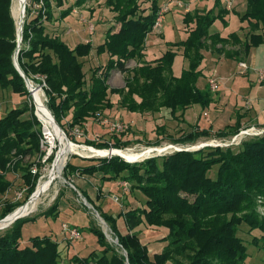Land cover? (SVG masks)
Segmentation results:
<instances>
[{"label":"trees","instance_id":"1","mask_svg":"<svg viewBox=\"0 0 264 264\" xmlns=\"http://www.w3.org/2000/svg\"><path fill=\"white\" fill-rule=\"evenodd\" d=\"M31 0L26 6L23 39L18 60L25 74L35 84L43 85L47 106L57 122L68 133L81 129L90 117L114 107L111 94L121 97L120 103L132 113H158L169 109L172 116L184 114L199 104L203 109L214 101L209 87L200 89L198 80L203 74L205 50L218 56L244 61L253 47L264 43V0H247L244 12H238L241 22H248L245 39L238 32L222 36L212 32L220 19L228 25L227 16L234 10L223 0L212 1L210 9L186 10L183 23L189 27L185 39L169 42L168 49L153 61L146 60V39L153 32L161 9L159 0H106L115 13L119 28L110 26L97 49L91 41H80L72 47L55 31L56 23L69 17L74 8L88 0ZM142 3H150L143 8ZM224 4V5H223ZM13 0H0V89L28 96L22 107H15L0 118V219L24 205L36 190L39 170L45 151L42 150L43 124L35 114L31 94L24 77L15 65L19 46L18 22L12 10ZM38 6V7H36ZM60 9L59 16L56 10ZM96 49L97 55L107 53L104 68L92 71L91 82L85 71V59ZM178 55L188 61V68L177 76L174 63ZM136 61L130 68L128 63ZM113 70L124 75V87H111L107 79ZM42 77L43 79H41ZM28 118H23L26 113ZM239 113V112H238ZM69 115L71 117L65 120ZM245 115L239 113L233 124L214 131L213 127L191 125L175 144H196L214 136L226 138L238 134ZM161 129L165 131V127ZM124 131L113 134V141L86 144L97 148L125 149L132 140L124 139ZM158 139L151 143H162ZM56 148L47 159L54 160ZM88 162L64 168V176H96L105 182H128L130 190L145 197L140 206L122 209L114 214L103 208L102 187L93 198L79 189L101 214L118 238V245L108 242L101 226L92 222L84 230L93 233L102 247L88 256L74 255V264H244L249 258L248 243L239 235L243 225L252 234V244L264 251V133L244 140L238 146H205L197 150H179L163 156H153L141 162H129L115 155L110 158H85ZM21 174L25 191L21 200L6 198L13 186L8 176ZM59 194L43 215L59 216ZM123 218L126 231L119 227ZM35 218H18L0 231V264H61L60 243L51 236H34L22 243L23 225ZM141 225L165 227L164 245L151 253L140 238ZM78 228V225H73ZM81 233L84 230L78 228ZM123 251V252H122ZM127 253V254H126Z\"/></svg>","mask_w":264,"mask_h":264},{"label":"rangeland","instance_id":"2","mask_svg":"<svg viewBox=\"0 0 264 264\" xmlns=\"http://www.w3.org/2000/svg\"><path fill=\"white\" fill-rule=\"evenodd\" d=\"M74 1L75 0H69L67 2V6L72 5ZM246 1L247 0H234L233 6L229 8V10L237 9L236 11L238 12H244L246 8ZM165 3L169 4L170 10L164 16L162 22L163 31H153L147 36L146 39V48H148L149 50V55H146V60L149 61L157 59H153L154 57L150 53L154 52V56H160L168 49L169 42H178L186 38V32H188L189 27H186V25L183 24V15L185 14V11L187 9L194 11L195 9H197V6L206 8L213 6L214 4L209 0H159V4L161 6H163V4ZM30 4L31 0H28L27 5ZM189 4H191V7H189ZM141 6L143 8H149L150 3H142ZM59 14L60 9H57L55 15L59 16ZM244 23L248 24L247 21H245ZM110 26L119 28L120 24L115 19V13L111 11V9L106 5V0H88L83 6L74 8L72 14L60 23H56L55 28L53 29H55L56 32L60 33L70 45H75L80 41H91L94 47L97 49V47L103 43L106 32ZM240 27V16L238 15V13L232 11L229 16V22L227 26L223 24L222 20L218 19L212 26L211 31L219 32L222 36H227L230 33L239 31ZM96 49L92 51L90 57L85 59V71L87 72L89 83L91 82L90 78L92 76V71L99 66H101V68H104L109 59L107 53L97 55ZM204 53L205 59L202 66L203 74L198 80V87L200 89H206L212 78H216L219 82V87L217 90L214 91L211 89L214 101L210 105V107L203 109L201 105L195 104L188 108L184 114H182L181 111L178 112L176 115L177 117L172 116L169 109H162L161 112L158 113H132L121 105L120 95L111 94L110 99L114 102L113 108L106 110L100 117H90L85 123V127L79 129V132L69 129L70 131L67 133L64 130L70 141H72V143L80 151L78 153L69 154V158H67L65 166L69 161L74 165L88 162L87 160H83L77 156L85 158L102 157L93 155L92 150L102 151L111 149L97 148L95 146L86 144L88 140H95L97 142L113 141L112 136L117 132H112L110 130L109 124L105 123V119H107L109 122H119L126 125L124 130L125 135L123 136V138L132 140L133 143L130 144L129 147L121 150H131L135 153H143L144 151L146 152L154 148H166L170 145L179 148H192L191 150H197L202 143H210L215 139L224 140V142L230 141L236 134L226 138H219L214 136V138L208 140L202 139L196 144L185 145L172 143L169 138L170 136L178 138L184 132H188L191 129V125L196 124L200 125L201 127L212 126L214 131H217L225 127L227 124L235 123L239 110L237 107L243 106L242 109H240V111H242L244 107L251 106V103L246 104L244 99L246 97V94L249 93V83L246 80L245 73L243 72L241 67H239L238 61L235 59L224 58L219 64H217L218 55L216 53H213L211 50H205ZM128 66L130 68L136 66V61L131 60L128 63ZM187 68L188 61L182 55H178L173 66L175 75L179 76L182 71ZM234 74H237L239 81L236 80L235 82L233 80ZM252 76V79H257L256 76ZM40 78L43 79L42 77ZM42 82L44 85V80H42ZM254 82L256 83V80H254ZM107 83L111 87L122 88L125 84L124 75L118 70H113L107 79ZM261 83L263 84L264 80H261ZM33 84L42 92L43 100L45 101L44 105L46 107L49 100L46 96L43 85L35 83ZM27 100L28 96H21L19 94L13 93L10 89H0L1 115L6 114L12 108L22 107ZM31 103L35 108L36 106L32 96L31 102L29 101V104ZM49 110L48 112L52 114V112H50ZM252 110V106L250 109H247L248 112L251 111V116L255 114L254 110L253 112ZM29 115L30 113L28 112L23 116V118H28ZM70 117L71 115H69L65 120L69 119ZM261 119L263 120H259L260 125L264 124V115ZM242 121H245V123H243L241 130L248 129L253 126L258 129H264V127L257 125L252 120ZM162 126L166 128L165 131L161 129ZM255 136L260 135L243 137L241 139V143L244 140H248ZM158 139L163 140L160 145L155 146L151 144ZM49 143H51L54 148L56 146V153L54 157L55 160V158H57V153L59 154V152L61 151L62 143L59 141L57 136H54L53 141L50 140ZM87 146H91L94 148ZM232 146H236V144ZM48 147H50V144H47V148ZM220 147L225 148L227 146ZM43 148L47 149L46 147ZM175 151L179 150H176L175 148H168L167 150L162 152L154 151L148 156L146 155L142 157L138 161L126 160L129 162H141L146 158H150L153 156H163ZM104 157L110 158L112 156ZM54 160L52 162L46 161L43 164V167L40 169V173L42 174L40 181L47 177L49 172L54 169ZM62 176L63 177L57 178L55 181L50 183L48 190L44 194L39 196L38 203L35 209L28 215L24 216L27 218L33 217L36 221H28L23 225V235L21 242L24 244H28L30 242V239L37 235L51 236L54 240L60 243V247L62 250V257L60 260L61 264H74L73 262H70V258L76 254L81 256H88L93 251H101L102 247L99 245L97 237L93 233L84 230V228L88 227L92 222H96L99 226H101L108 242L112 245L119 246V241L118 243L115 241L117 239V236H115L113 231H111L110 226L107 224L109 226L107 227L106 224H103L97 214L99 212H97L93 204H91L88 199L83 196L82 192L79 189H84L85 191L87 190L88 193L93 198H95L98 193L97 188L101 186L102 195H106L102 199L103 208L105 211L114 214L119 213L122 209L140 206L145 202V197H143L139 192L130 189L126 190L123 185L120 184L121 182L110 181L102 183L99 177L80 175H73L72 181L71 179L64 176V169L62 171ZM8 178L13 181V186L6 198L15 200L16 193L20 192L23 188L26 187L23 183V179L21 178V174H10ZM66 180L73 183L77 190L69 185ZM40 181H38V183ZM59 194L63 195L60 198V211L57 219L43 215V212L48 210L54 204L55 199ZM31 202L32 201H30L29 204ZM91 206H93L94 208ZM17 209H19V207ZM65 224L70 227H74L73 225H78V228L84 230L82 233V238H71L69 231H66L64 228ZM119 227L122 231H126V225L123 218L119 219ZM243 227L244 228L241 229L239 235L242 236L248 243H250L248 244V252L250 256L244 262V264H264V251L258 249L255 245L252 244V234H249L247 232L248 228L246 224L243 225ZM3 230L5 229H0V231ZM138 230L140 232V238L142 242L149 246L151 253L159 251L163 248L164 242L162 238L168 233L167 228L141 225Z\"/></svg>","mask_w":264,"mask_h":264},{"label":"bare ground","instance_id":"3","mask_svg":"<svg viewBox=\"0 0 264 264\" xmlns=\"http://www.w3.org/2000/svg\"><path fill=\"white\" fill-rule=\"evenodd\" d=\"M27 1L28 0H13L12 10L18 22V27L20 26V22L22 20V5L23 3L27 4ZM34 96L38 104L39 115L42 117L44 124H45L46 133L50 136V139L52 141H53L54 136H57L59 141L62 143V148L56 158L54 169L49 172L47 177H45L43 180L40 181L37 187V191L35 195L32 197V200H31L32 202L30 204L29 203L26 204L22 208L17 209L13 213H11L6 220L0 222V229L4 228L6 225L14 221V219H16L17 217L19 216L24 217L28 215L30 212H32L38 203L39 196H41L48 190L50 183L55 181L57 178L63 177L62 171L64 169L67 158H69L68 155L72 153L80 152L79 149H77L76 146L72 142H69L68 139L65 137V135L60 131L58 125L53 119L52 114H50L48 110L46 109L44 105V101H43L42 92L36 88L34 89ZM165 149L166 148H154L146 152L144 151L143 153H135L131 150H115V149L114 150H102V151L92 150V152H93V155L95 156L104 157V156L121 155L123 158L127 160L138 161L142 157L146 155L148 156L150 153L154 151L162 152Z\"/></svg>","mask_w":264,"mask_h":264},{"label":"built area","instance_id":"4","mask_svg":"<svg viewBox=\"0 0 264 264\" xmlns=\"http://www.w3.org/2000/svg\"><path fill=\"white\" fill-rule=\"evenodd\" d=\"M209 1H215V0H209ZM223 3L228 8H231L233 6L234 0H223ZM169 10H170L169 4H165V5H163L161 7V9H160V11L158 13L157 20H156V22L154 24L153 31H158V32H162L163 31L162 22H163V19H164L165 14ZM187 10H189V9H187ZM241 66L244 67V68H246V69L248 68L247 65H246V63H241ZM259 74H260L261 80H264V70H260L259 71ZM209 85H210V88L215 91L219 87V82L217 81L216 78H212L210 80V82H209ZM44 104H45V101H44ZM35 106H36L35 107L36 108V116L39 118V120L42 122V124H44V121H43L42 117L39 115L38 104L35 103ZM46 107H47V105H46ZM47 109H49V108L47 107ZM1 116L2 115L0 113V118H1ZM105 123H108L109 124V128H110V130L112 132H122V131L125 130V127H126V125H124L123 123H119V122H109L107 119H105ZM75 130L79 132V129H75ZM263 133H264V129H258L255 126H253L251 128L241 130L238 134H236L235 136H233L230 141H225L224 142V140H217V139H215V140H212V142H210L212 144H210L208 142L207 143H202L201 146H199V148L205 147V146H210V145H213V146H227V147L228 146H232L234 144L239 145L241 143V139L243 137L254 136V135H261ZM50 140H51L50 139V136L46 133L45 124H44V126H43V138L41 140V146H42V150H44L46 154H45V156L42 159L43 162H46L47 161V159L53 154V151L56 148V146L54 148V146L51 143H49ZM47 144H50V147L47 148ZM43 147H46L47 149H44ZM87 147H91V146H87ZM91 148H94V147H91ZM168 148H175L176 150H183V149L191 150L192 149V148H179V147L170 145V146L166 147L165 150H167ZM31 171L34 174H37L38 172H40L38 165L37 164H34L31 167ZM41 177H42V174H41ZM39 181H40V179H39ZM39 183H38V185H39ZM120 184H122L123 187L126 190L129 189V187H130L129 183H127V182H121ZM24 191H25V188H23L20 192H17L16 193L15 200H21L23 198ZM64 228H65L66 231H69L71 238H74V239H81L82 238V233L80 232V230L78 228L70 227V226H67L66 224L64 225Z\"/></svg>","mask_w":264,"mask_h":264},{"label":"crops","instance_id":"5","mask_svg":"<svg viewBox=\"0 0 264 264\" xmlns=\"http://www.w3.org/2000/svg\"><path fill=\"white\" fill-rule=\"evenodd\" d=\"M165 4H168V3H165ZM165 4H163V5H165ZM189 7H191V4H189ZM212 7L213 6L206 7V9H210ZM197 8L205 9V8L199 7V6H197ZM236 10H234V12H236ZM230 14L227 16L228 22H229ZM247 25L248 24L241 22L240 30L237 31L239 33V35L241 36V38H243V39H245L247 37V34L249 33V27ZM186 36H187V33H186ZM224 36H226V35H224ZM75 45H71V46L74 47ZM150 54L153 55V57H154L153 59L161 56V55L160 56H154V52H152ZM146 55L147 56L149 55L148 48H146ZM224 58H226V57H224L223 55L218 56L217 64H219ZM238 63H239V67H241V69L245 73L246 80L249 83V93L246 94V97L244 99H245L246 104L251 103V106L253 107L255 114H253L254 116L253 115L251 116V111H249V112L247 111V109H250L251 106L250 107L249 106L244 107V109L242 111H240V109H242L243 106L237 107L239 109L238 112L240 111L239 113H241V114L243 113L245 115L242 120H252L257 125L264 127V124H262V125L259 124V120H263L261 118L264 115V83L263 84L261 83L260 74H259L260 70H264V43L262 45H260L259 47H253L251 49L248 57L244 61H238ZM241 63H246L248 68L245 70V68L241 66ZM252 75L256 76L257 79L256 78L252 79V77H253ZM233 80L235 82H236V80L239 81L237 74L233 75ZM254 80H256V83L254 82ZM254 108H256V109H254ZM253 110H252V112H253ZM242 122L245 123V121H242Z\"/></svg>","mask_w":264,"mask_h":264},{"label":"water","instance_id":"6","mask_svg":"<svg viewBox=\"0 0 264 264\" xmlns=\"http://www.w3.org/2000/svg\"><path fill=\"white\" fill-rule=\"evenodd\" d=\"M26 6H27V4H26V3H23V5H22V20H21V22H20V26H19V28H18V31H19V33H18L19 46H18V48H17V50H16L15 60H14V61H15L16 68L18 69V71H19L20 74L24 77V79H25V81H26L27 87H28V89H29V91H30L31 96H32L33 99H34V102L37 104V102H36V100H35V96H34V89H36V87L34 86L32 80H31V79L25 74V72L23 71L22 67L20 66L19 60H18V56H19V52H20V46H21V42H22V39H23V26H24V21H25ZM48 110H49V109H48ZM49 111H50V110H49ZM50 112H51V111H50ZM52 116H53V119L55 120L56 124L58 125L60 131L65 135V137L68 139L69 142H72V141H70V139L68 138L66 132H65L64 129L61 127V125L57 122V120L55 119L54 115H52ZM110 150H114V148H111ZM115 150H121V149H115ZM57 155H58V154H57ZM119 156H121V155H119ZM56 157H57V156H56ZM121 157H122V156H121ZM55 160H56V158H55ZM55 160H54V162H55ZM53 165H54V163H53ZM66 182H67L69 185H71L73 188H75V190H77V188L75 187V185H74L73 183H71V182L68 181V180H66ZM37 187H38V186H37ZM36 191H37V189H36ZM36 191H34L33 194L30 196L29 200H28L24 205L20 206L19 208H22V207H24L26 204H28V203L31 201L32 197L35 195ZM81 195H82V194H81ZM85 201H86V199H85ZM86 203H87V202H86ZM87 204H88V203H87ZM91 207H93V206H91ZM93 208H94V207H93ZM95 211H96V210H95ZM97 212H98V211H97ZM97 214H98L99 218L101 219V221L103 222V224H106V226L109 227V226L107 225V223L104 221V219L100 216V214H99V213H97ZM9 215H10V214H9ZM9 215H7V216H6L5 218H3V219H0V222L6 220V219L8 218ZM20 217H21V216H19V217H17L16 219H14V221H12V222L9 223L8 225H6V226L4 227V229L7 228V227H9L12 223H14V222H15L18 218H20ZM115 241L118 243V238H117ZM126 254H127V253H126Z\"/></svg>","mask_w":264,"mask_h":264}]
</instances>
